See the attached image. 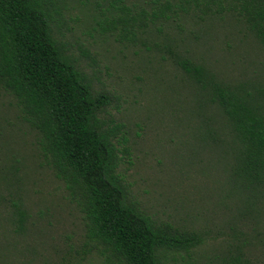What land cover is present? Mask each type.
Returning a JSON list of instances; mask_svg holds the SVG:
<instances>
[{"label": "trees", "instance_id": "1", "mask_svg": "<svg viewBox=\"0 0 264 264\" xmlns=\"http://www.w3.org/2000/svg\"><path fill=\"white\" fill-rule=\"evenodd\" d=\"M88 1L78 4L90 6L100 35L137 48L132 54L153 60L156 71H177L182 112L174 132L192 141L187 154H206L232 211L233 225L212 264H264V70L225 76L227 60L214 68L205 43L226 18L264 50V0ZM64 3L0 0V92L12 101L6 114L13 121L7 132L0 126L2 219L12 233L25 232L30 215L18 173L28 161L27 169L45 170L61 186L82 223L81 245L65 264H82L91 252L102 264H189L204 236L154 219L132 198L118 169L127 154L122 125L107 124L111 97L93 87L69 52L61 32Z\"/></svg>", "mask_w": 264, "mask_h": 264}, {"label": "rangeland", "instance_id": "2", "mask_svg": "<svg viewBox=\"0 0 264 264\" xmlns=\"http://www.w3.org/2000/svg\"><path fill=\"white\" fill-rule=\"evenodd\" d=\"M78 1L84 4V0H65L61 32L93 87L112 99L107 124H121L119 133L126 138L127 154L118 168L124 183L147 215L204 236L203 245L190 252L189 264H212L233 225L232 211L216 190L218 177L206 154L192 157L186 153L192 152V141L176 136L182 112V90L173 80L177 71L172 66L156 71L153 60L132 54L137 48H123L112 33L100 35L91 21L90 6L83 7ZM226 20L215 22L216 30L206 39L212 47L209 59L215 60L209 63L218 69L225 58L227 72L224 68L221 71L234 80L260 74L264 50L257 48L243 28ZM194 28L188 27L190 32L197 30ZM198 36L204 39L202 34ZM10 103L11 99L0 92V126L5 132L13 122L6 114ZM18 154L26 155L27 150ZM28 164L23 162L18 175L25 181L22 195L30 219L23 234H14L3 221L5 212L0 208V264H65L81 245L82 223L62 199L61 186L45 170L31 164L27 169ZM237 225L246 231L239 228L238 221ZM82 264L102 262L91 252Z\"/></svg>", "mask_w": 264, "mask_h": 264}]
</instances>
